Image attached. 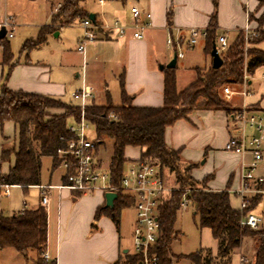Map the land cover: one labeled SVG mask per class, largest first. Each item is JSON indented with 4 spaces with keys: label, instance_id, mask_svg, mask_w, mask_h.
Returning a JSON list of instances; mask_svg holds the SVG:
<instances>
[{
    "label": "trees",
    "instance_id": "obj_1",
    "mask_svg": "<svg viewBox=\"0 0 264 264\" xmlns=\"http://www.w3.org/2000/svg\"><path fill=\"white\" fill-rule=\"evenodd\" d=\"M125 3L126 0H118ZM86 0H62L57 10L52 6L51 25L42 28L37 41H30L24 51L39 47L46 43L47 36L55 30L74 25L89 17L85 10ZM215 9L217 0H214ZM258 9H264V0H259ZM253 20V14L249 15ZM259 28L257 37L246 43L243 31H239L235 39L229 42L224 53L223 65L220 69H209L199 72L196 80L181 91L177 90L174 69L165 70L164 105L160 108H140L132 105L121 84L122 104L115 107L110 99L104 106L87 105L84 118L94 127L97 149L108 140L112 145V157L108 172L115 185H119L126 171L128 161L125 158L127 148L142 150L139 161H150L160 168L165 180L167 174L174 175L175 189L163 197L158 208L160 222V238L151 248L150 255L157 257L158 264H174L175 256L171 246L178 240L180 233L175 230L181 203L187 195L194 208L193 218L198 219L199 229L208 228L218 243L217 255L211 251L200 250L183 258L193 264H230L233 256L241 250L246 240L252 241L249 254H242L241 264H264V228L252 230L242 226V217L254 210L261 203L264 194H258L249 200L244 212L231 205L230 192L227 190L214 193L207 191L206 184L192 177L195 165H184L181 152L169 148L165 142V132L176 122L187 120L193 111L211 110L225 111L228 107L223 100L222 90L228 86H242L246 76H253L257 69L264 67V50L256 48L264 44V10L257 20ZM168 24L172 26L171 12L168 13ZM216 12L211 16L207 30L206 50L211 53L217 38ZM4 61L10 63L13 56L9 42L1 39ZM82 110L78 106L65 103L60 99L14 92L2 87L0 92V125L13 123L18 127V140L10 148L3 145L0 159L10 164L6 174H0V185L16 186L26 192L31 187L41 185L42 160L51 158L53 170L63 167V163L73 162L69 154H60L68 149V142L74 135L68 131L71 121L79 122ZM115 114L117 119L110 118ZM96 149V151H97ZM13 159V161H12ZM62 183H67L73 168L67 169ZM135 198L117 193L114 207L103 206L95 215V222L108 216L118 228L120 214L125 208L135 205ZM48 239V213L46 208L24 209L11 216L0 213V254L6 249H13L24 257L30 251L38 254V264H44L43 254ZM140 255L127 253L115 264H140ZM54 264V263H52Z\"/></svg>",
    "mask_w": 264,
    "mask_h": 264
},
{
    "label": "crops",
    "instance_id": "obj_2",
    "mask_svg": "<svg viewBox=\"0 0 264 264\" xmlns=\"http://www.w3.org/2000/svg\"><path fill=\"white\" fill-rule=\"evenodd\" d=\"M108 1L119 4L122 10L118 12L117 17H114L111 22H108L105 14L97 16L89 13V16L92 15L94 17L93 22L101 26L96 32V41L89 44V55L94 61V67L99 73L105 69L106 64L112 65L120 85V103H114L105 80L103 84L104 92L102 94L104 99L97 102L99 92L96 91V88L92 84H88L87 81L84 80L82 86L70 96L71 102L69 104L73 106H80V100L73 98V94L80 91L85 85L94 89L93 98L88 105L95 104L104 106L110 99L113 106H121V84L123 83L126 94L132 98L133 106L140 108L163 107L165 87L164 71L169 69L168 65L175 56L171 61H167L161 65L163 63V57L158 51L160 43L166 46V41L169 36L175 38L180 37L186 40L189 38V34L193 29L208 30L210 19L214 12H216L217 36L226 35L228 38L229 35H232L234 38L239 31H244L247 27L253 31H257L259 28L258 22L255 20L250 21L249 15L256 13L255 16L259 19L264 10L258 9L259 0H217L216 9L214 0H126L125 3L118 0ZM99 2L102 7L106 6V0H102V2L99 0ZM132 8H138L142 12L150 13L152 16L150 26L143 31V38L140 40L133 38V30L131 29L133 25ZM169 12H171L172 26L168 24ZM5 15L10 14H4L2 17ZM116 22L127 28V32L124 36H121L119 31L114 27ZM59 29L55 30V32ZM262 29L264 30V25ZM5 41L9 42L10 40ZM214 46H216V43ZM261 50H264V45L261 47ZM85 55L86 51L83 56ZM12 56L11 62L6 64L0 39V92L2 87H7L14 92H24L62 100L61 97L64 94V86L59 82L58 77L53 74L52 67L49 64L43 61L32 60L28 57L24 59L21 57L15 59L13 54ZM208 58L211 60L208 61ZM183 59H185V56ZM183 59L176 58V65L173 68L175 70V75L176 69L178 68V61ZM204 59L205 64L203 66H193L190 68L193 73L191 83L196 80L199 72L212 69L213 58L211 53L207 52L206 46L204 49ZM77 77L80 78V75L77 74ZM251 85L252 82L249 80L248 86ZM179 88L177 81V90H183ZM263 100L264 95H262L261 101L248 105V108L255 110L252 112L264 114V107L261 106ZM233 116L234 114L229 115L225 111L198 110L193 111L188 116L187 120L178 121L173 126L166 129L165 142L167 146L181 152V159L185 166H196L192 171V177L194 179V170L202 164L199 160L209 156L210 153L225 151V146L229 140L239 135L241 130L234 121ZM73 122L75 121H71L70 124ZM6 124H12L18 129L13 123ZM6 124L3 126L0 125V159L3 145L10 148L17 143L18 140V136L17 140H15L9 136L3 135ZM129 148H127L126 151ZM133 149H138L140 155L138 158L131 159V157L126 155L125 151V158L128 161L127 168L138 162L141 158L142 150L140 148ZM98 150L99 149L96 151L95 166L98 170H102L100 169L101 162L97 158ZM229 155L233 159L235 167H237L241 158L233 153ZM204 163L205 161L203 164ZM8 170L2 172L0 167V174H6ZM234 178L235 172H230L227 177L225 188L214 189L212 187L214 176L211 175L207 183V191L219 193L228 189L231 195V192L235 191L232 189ZM238 179L239 183L237 189L240 185V169L238 172ZM164 182L165 185L170 188L167 185L166 178ZM63 184L64 183H61L60 185ZM40 186L43 185L41 184ZM13 187H10V194L7 196L4 194V186L0 185V197H9L11 195V188ZM31 188H38L39 190V186ZM29 189L23 192L27 193ZM53 191L54 189L50 190L49 204L44 207L48 213V239L44 254L49 256L48 262L43 260L44 264H115L123 255L127 253L134 254V251L131 252L124 243L121 232V220L118 228L108 216L101 217L97 222L94 220L98 209L106 206V194L96 192L84 195L68 189H58L59 192L52 198ZM131 208H134V206ZM27 209L32 210L34 208ZM182 210L181 208L180 212ZM254 210L251 213L256 215ZM52 211H54V220H52ZM2 212L3 211L0 210L1 214H3ZM135 224L136 218L132 229V242ZM261 228H264L263 222ZM197 229L199 231L205 230L212 236V232L208 228L199 229L197 227ZM175 230L180 233V237L178 240L174 241L171 246L172 254L176 258L174 264H193L191 260L183 258L188 255L174 253V244L176 242L180 243L184 236L182 231L177 228L176 224ZM244 243L241 250L233 256L230 264H234V262L235 264H241L242 254L250 253L251 248L249 251H244ZM7 250L14 251L8 254L9 258L13 261L12 264H22L23 256L21 254L13 249H6L4 251ZM200 250H209L212 252L213 256H216L218 243L214 239L213 244L201 248ZM4 251H2L1 254ZM236 260H238L237 262L239 263H236Z\"/></svg>",
    "mask_w": 264,
    "mask_h": 264
},
{
    "label": "rangeland",
    "instance_id": "obj_3",
    "mask_svg": "<svg viewBox=\"0 0 264 264\" xmlns=\"http://www.w3.org/2000/svg\"><path fill=\"white\" fill-rule=\"evenodd\" d=\"M61 1L62 0H0V20L4 14H10L15 18L17 23L15 36L9 41L11 53L14 55L15 59L19 57L22 59L28 57L32 60L43 61L49 64L52 67L53 74L58 77L59 82L64 86V94L61 99L65 103L71 102V94L82 86L84 80H86L88 84H92L96 88V91L99 92L97 102L104 99L102 94L104 92L103 84L105 80L114 103H120V85L112 65L106 64L105 69L99 73L94 67V61L89 55L90 43L86 44L85 56L77 51V48L80 46L86 34L82 22L78 21L74 25L61 28L57 32L47 36L45 45L24 51V46L27 43L30 41H37L42 28L51 25V8L53 6L54 9L57 10ZM84 8L88 13L97 16L105 14L108 22H111L114 17H117L118 12L122 10L119 4L108 0H106L105 7L101 6L99 0H86ZM252 14L253 20L257 21L258 18L255 16L256 13ZM232 39L234 40L235 37L233 38L232 35H229L228 40L231 42ZM263 45V43L259 44L256 48L261 49ZM205 46V40H200L194 49L183 48L185 59L178 61V68L176 69L179 89H184L191 83V78L193 76L192 70H190L191 67L203 66L205 64ZM158 51L163 57V63L161 65L167 61H171L175 56L174 52L168 50L162 43L159 44ZM210 60L211 59L208 58V61ZM77 74L80 75V78L77 77ZM249 80L252 82L251 86H248ZM228 87L231 88L233 92L232 96L227 97L224 93V89L222 90L221 96L227 104L228 114L233 115L241 110L243 106L261 101L262 95H264V67L259 68L252 78L251 76H246L242 86L236 87L235 89L232 86ZM247 91H249L248 94H245ZM261 106L264 107V100L261 102ZM249 110L255 111L250 108ZM246 131L248 136L252 135L251 129H247ZM3 135L17 140L18 129L12 124H6ZM86 135L90 140L96 139L93 126H90L88 130H86ZM98 149L97 158L101 162L100 169L108 172L112 157L111 142L106 140L105 144L99 146ZM229 154L230 153L226 151H216L199 160L202 164L194 170L196 181L202 183L212 175L214 176L212 187L214 189H223L225 188L228 174L234 171L235 178L232 189L236 190L239 183L238 172L241 168L242 160L240 159L238 166L235 167L233 159ZM126 155L131 157V159H135L139 157L140 152L138 149L129 148L126 151ZM238 157L241 158L240 156ZM248 157L247 160L249 159ZM204 161L205 163L203 164ZM8 167V163H2L1 171L6 172ZM256 173L264 176V161L259 165V169ZM65 176L66 171L63 167H58L53 170L52 159L47 157L43 158L41 184L43 186L51 185L53 187L54 191L52 192V198L59 192L56 187L62 183ZM166 181L167 185L172 190L175 189L176 183L174 175L167 174ZM230 198L231 205L239 210L241 204L240 199L234 193H231ZM40 205L41 193L38 188H30L27 193H24L20 187H13L11 188V195L9 197H0V210L3 211L2 213L4 216L18 213L22 209H36ZM254 209V213L262 219L264 227V196L261 203L254 207ZM193 213L194 208L189 205L178 214L176 226L182 231L184 236L180 243L176 242L174 244L173 250L176 254L190 255L214 243V239L210 233L205 230L199 231L197 229L196 225L198 224V219L193 218ZM54 218V211H52V220H54ZM135 218L136 212L134 208H125L121 211V232L124 243L131 252L133 251L132 229ZM244 244V251H249L252 244L251 240H246ZM9 252L14 251L7 250L1 254L0 264L13 263L9 258ZM22 261V264H38L37 252L30 251L27 257H22ZM237 261L238 260H236V263H239ZM187 262L191 263L189 261Z\"/></svg>",
    "mask_w": 264,
    "mask_h": 264
},
{
    "label": "built area",
    "instance_id": "obj_4",
    "mask_svg": "<svg viewBox=\"0 0 264 264\" xmlns=\"http://www.w3.org/2000/svg\"><path fill=\"white\" fill-rule=\"evenodd\" d=\"M102 2V0H101ZM133 15V38L142 39L143 31L150 26L151 14L142 12L138 8L131 9ZM82 25L86 30L85 37L77 48V51L84 54L86 44L93 43L97 39L96 32L101 28L89 18L84 19ZM121 36L127 32V28L121 26L118 22L114 26ZM17 28L16 20L11 15H5L0 20V35L5 30V40H12L15 36ZM245 41L257 37V32L248 27L243 31ZM208 36L207 30H191L189 38L184 40L180 37L175 38L169 36L166 41L167 49L174 52L177 59H183V48L192 49L198 41L206 40ZM216 50L222 58L229 48V41L226 35L219 36L216 41ZM224 93L227 97L233 94L231 88L226 87ZM248 94V91L245 93ZM94 89L84 86L80 91L73 94V98L80 100V108L82 110L81 120L69 124L68 131L74 135V139L68 142V149L62 154H69L73 158V162L63 163L65 170L73 168L67 178V183L60 185L58 189H68L76 191L84 195L101 192L122 193L125 196L135 198L134 209L136 212V224L133 231V251L134 254L140 255L142 260L140 264H158L157 257L150 255V250L154 247L161 234L160 222L158 217V208L163 197L168 195L172 189L165 185L161 176L160 168L157 164L150 161H138L126 169L117 186L113 183L109 172L98 170L95 166L96 143L88 139L86 130L91 124L84 118V110L92 100ZM110 118L116 120L115 114H111ZM234 121L240 128L238 136L233 137L225 146V151L236 154L241 157L240 168V185L234 193L241 201L239 211L244 212L249 206V200L258 195L264 194V176L257 174L259 165L264 159V114L255 113L249 110L248 106L236 112L233 116ZM251 129L252 135L248 136L246 130ZM249 159L247 160V157ZM41 193V205L46 207L49 204L51 186H39ZM187 190L183 197L181 208L185 209L192 205L187 195ZM4 194H10V186H4ZM242 226L252 230L261 228L262 219L252 213H248L242 217ZM43 260L48 262L49 256L43 254Z\"/></svg>",
    "mask_w": 264,
    "mask_h": 264
},
{
    "label": "water",
    "instance_id": "obj_5",
    "mask_svg": "<svg viewBox=\"0 0 264 264\" xmlns=\"http://www.w3.org/2000/svg\"><path fill=\"white\" fill-rule=\"evenodd\" d=\"M89 18L93 21L94 17L92 15L89 16ZM5 30L0 35V39H3L5 37ZM211 56L213 58V63H212V69L217 70L220 69L223 65V60L222 58L218 55L216 47H213V50L211 52ZM176 65V57L172 60V62L168 65L169 69H173ZM117 199V194L115 193H107L105 195V200H106V207L108 208H113L114 207V202Z\"/></svg>",
    "mask_w": 264,
    "mask_h": 264
}]
</instances>
